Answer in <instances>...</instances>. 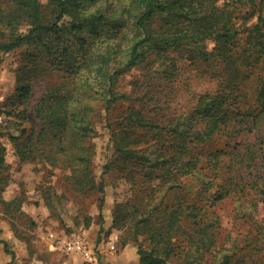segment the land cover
<instances>
[{
    "label": "trees",
    "instance_id": "obj_1",
    "mask_svg": "<svg viewBox=\"0 0 264 264\" xmlns=\"http://www.w3.org/2000/svg\"><path fill=\"white\" fill-rule=\"evenodd\" d=\"M263 7L264 0H0V52L28 44L44 48L46 57L29 53L23 68L37 75L45 59L50 75H64L33 106L41 129H23L25 139L13 136L19 157L69 168L67 179L81 194L103 192L105 181L96 180L87 144L96 132L92 113L104 108L115 149L104 173L117 168L130 185L132 197L114 211V222L128 229L124 246L138 243L135 264H170L180 257L181 264L210 263L218 246V203L233 196L244 200L242 209L246 201L255 211L264 208ZM130 24V32L119 30ZM172 50L193 65L209 63L201 72L216 87L201 92L190 113L174 121L126 107L131 96L116 90L121 72L153 53L171 58ZM24 74L17 75V89L31 102L34 79L30 71ZM255 76L252 102L245 87ZM117 103L123 110L112 118ZM4 153L0 142V182ZM5 203L9 210L13 202ZM245 238L246 246L237 238L217 250L210 264H264V244Z\"/></svg>",
    "mask_w": 264,
    "mask_h": 264
},
{
    "label": "rangeland",
    "instance_id": "obj_2",
    "mask_svg": "<svg viewBox=\"0 0 264 264\" xmlns=\"http://www.w3.org/2000/svg\"><path fill=\"white\" fill-rule=\"evenodd\" d=\"M27 28L28 25H25L21 30L24 32ZM130 28L131 24L119 30L130 32ZM213 45L214 42H210V48ZM38 52L46 57L44 48L39 50L31 44L11 52H0V113L4 116L3 123H0V142L5 149V166L1 171L3 179L0 182V264L138 263V243L132 240L124 246V237H129L128 229L119 228L114 222V211L116 215V210L121 208L120 204L132 197V191L117 168L104 173V166L110 162L115 152L110 141V130L105 124L107 113L104 108L92 113L96 132L87 144L94 151L91 168L96 180L105 181L103 192L81 194L73 189L67 179L70 175L69 168L63 165L52 166L45 160L23 161L18 155L13 136L25 139L27 135L23 129L28 133L41 129L43 122L35 116L33 106L48 86L62 81L64 76L63 72L50 75V70L46 71L45 59L37 75L36 69L30 66L23 68L28 63L29 53ZM170 55L171 58L174 56L173 61L171 58H156L153 53L144 64L121 72L117 78L116 90L131 96L132 99L123 101L126 107L138 108L160 121H174L190 113L201 92L216 87V81L201 72L209 68V63L193 65L187 60H181L180 54L173 50ZM175 62L179 66L174 69ZM113 66L117 68L120 63ZM29 71L33 75L30 78L34 79L31 102L20 98L17 89V75L21 73V76L27 78L24 73ZM256 80V76L247 80L245 87L252 102L256 98ZM21 110H27L26 117L23 113L19 114ZM121 110L123 107L117 103L111 117L114 118ZM5 202H13L9 210L6 209L8 204ZM243 202L244 200H237L232 196L216 206L218 246L213 249V254L223 247H231L237 238L241 246H246L245 237L253 240V245L264 244V234L258 235L260 231L264 232V208L260 206L255 211L246 201L242 209L239 206ZM251 214H254L253 219L248 217ZM113 234L119 236L116 251L107 247ZM75 237L84 240L88 250L95 255V261H87L78 251L67 250L59 244L60 241ZM139 239L147 246L145 236L141 234ZM51 243H54V249L51 248ZM225 252L221 251L220 256ZM213 254L210 256L211 261L215 259ZM259 256L260 254L255 255ZM180 258L172 260L170 264H181L179 261H182V257Z\"/></svg>",
    "mask_w": 264,
    "mask_h": 264
},
{
    "label": "built area",
    "instance_id": "obj_3",
    "mask_svg": "<svg viewBox=\"0 0 264 264\" xmlns=\"http://www.w3.org/2000/svg\"><path fill=\"white\" fill-rule=\"evenodd\" d=\"M4 116L0 113V123H3ZM119 236L117 234L111 235L108 240L109 250L116 251L118 248ZM61 245L70 251H78L81 253L87 261H95V255L88 250L87 245H85L84 240L81 237H75L74 239H68L65 241H60Z\"/></svg>",
    "mask_w": 264,
    "mask_h": 264
},
{
    "label": "crops",
    "instance_id": "obj_4",
    "mask_svg": "<svg viewBox=\"0 0 264 264\" xmlns=\"http://www.w3.org/2000/svg\"><path fill=\"white\" fill-rule=\"evenodd\" d=\"M60 244V243H59ZM51 248H53L54 249V243H51ZM61 247H62V245H61ZM107 247H108V244H107ZM109 249V248H108ZM103 253H105L104 251H102Z\"/></svg>",
    "mask_w": 264,
    "mask_h": 264
}]
</instances>
